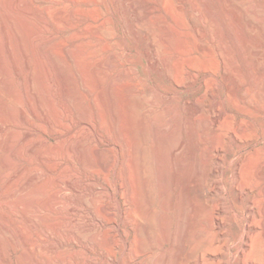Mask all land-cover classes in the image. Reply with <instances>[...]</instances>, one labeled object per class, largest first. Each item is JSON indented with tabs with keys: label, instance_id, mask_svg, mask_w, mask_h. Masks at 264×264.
Returning a JSON list of instances; mask_svg holds the SVG:
<instances>
[{
	"label": "rangeland",
	"instance_id": "1",
	"mask_svg": "<svg viewBox=\"0 0 264 264\" xmlns=\"http://www.w3.org/2000/svg\"><path fill=\"white\" fill-rule=\"evenodd\" d=\"M0 3V264L35 263L23 253L16 233L29 225L17 210L32 200L50 230L42 243L63 242L50 252L42 249L43 264H152V258L171 245L163 235L154 237L153 216L176 217L181 185L192 175L190 196L201 197L208 210L221 207L223 226L207 246L214 255L187 257V264H241V259L264 264V0ZM3 22L7 30L14 25L21 29L28 44L20 48L19 35L11 34L16 62L4 48ZM33 36L40 39L39 49L30 41ZM78 41L87 46L75 52ZM79 52L85 62L82 73L74 57ZM33 68L45 80L42 105L27 83ZM88 86L91 93L86 95ZM111 94L116 103L110 101ZM125 104L136 111L133 122H142L135 124L142 134L141 165L147 163V152L157 148L149 129L162 133L180 123L184 146L171 154L175 156L168 166L174 210L163 204L160 193L147 190V171L133 173V151L126 137L134 134L129 125L133 119ZM82 118L88 124H80ZM30 130L32 136L23 140ZM17 134L22 137L17 139ZM217 142L220 158L211 151ZM34 143L40 155L28 151ZM8 144L24 152L23 157L10 156L11 166L3 163ZM32 175L43 187L31 199H20L18 191L35 183L29 179ZM240 182L251 189L243 199L237 195ZM69 206L76 209L71 212ZM203 221L208 225L206 218ZM37 223L33 225L39 229Z\"/></svg>",
	"mask_w": 264,
	"mask_h": 264
},
{
	"label": "bare ground",
	"instance_id": "2",
	"mask_svg": "<svg viewBox=\"0 0 264 264\" xmlns=\"http://www.w3.org/2000/svg\"><path fill=\"white\" fill-rule=\"evenodd\" d=\"M2 2V1H1ZM14 2V1H12ZM1 4V3H0ZM3 4V3H2ZM7 4V3H6ZM4 4V5H6ZM13 4V3H10V5ZM7 19L6 21H11V17L9 15V13H7L6 15ZM57 17V16H56ZM3 25V28L5 30H7V22H3L2 23ZM9 25V24H8ZM23 31H21V29H19L16 25L12 26L10 30H7L6 31V34H5V38H4V48H6V50L10 53L11 57L13 58V60H15L16 56H15V53H14V47L12 45V39H11V34L13 33L14 36L15 35H19L18 36V40L21 45L20 48L24 49L25 48V39H24V34H22ZM24 33V32H23ZM12 35V37H14ZM16 36V37H17ZM26 38V37H25ZM38 37L36 36H33L32 39L30 41H32L33 45H36L37 48L39 49L40 48V45L39 44V41L37 39ZM17 39V38H16ZM27 40V39H26ZM54 44V43H53ZM88 44V43H87ZM28 45V44H27ZM27 45H26V48H27ZM57 45V43L55 44ZM24 46V48L22 47ZM36 46L35 49H36ZM54 46V45H53ZM53 46L52 49L53 52L55 50V48L53 49ZM86 44L85 42L82 43L78 41V44H76V51L75 49L73 51L77 52V51H81V50H84L86 48ZM25 48V49H26ZM21 49V50H22ZM26 51V50H25ZM24 51V52H25ZM56 51V50H55ZM97 52V50L95 51ZM27 53V51L25 52ZM81 52H79L78 54L75 53L76 56L75 59H76V63H77V66L79 68V70L81 71H84L85 67H84V64L85 62L83 61V56L80 54ZM84 53V52H83ZM94 53V52H93ZM25 56V55H24ZM27 56V55H26ZM51 59V58H50ZM26 66H28L29 68H31V63L29 60L26 59ZM29 61V62H28ZM16 62V60H15ZM41 62V61H40ZM53 62V61H52ZM44 64V62L42 63ZM48 64L46 63V66ZM45 66V65H44ZM46 66L44 68V70H47L46 69ZM86 66V65H85ZM49 68V66H48ZM7 70V69H6ZM30 70V69H29ZM51 70V69H50ZM48 72V70H47ZM46 72V73H47ZM31 74L29 75L28 74V77H27V84L28 87L31 88V94L33 95V97L35 98V100L37 101V103H39L40 105H42L43 101V95H42V91H41V87H42V82L45 81L44 79L42 80L40 78V76L38 75V71L33 68L30 72ZM50 74V78L52 77V72L48 73ZM47 74V75H48ZM49 76V75H48ZM49 78V77H47ZM48 80V79H47ZM5 82H8V81H5ZM4 84H7L5 83ZM10 83V81H9ZM9 83L7 84V86H9ZM113 85V84H112ZM27 87V88H28ZM8 88V87H7ZM10 88V87H9ZM8 88V90H9ZM26 88V90H27ZM28 88V89H30ZM88 91L86 92V95H88V93H91V90L89 88V86L87 87ZM20 91V90H19ZM21 92V91H20ZM18 93V91L16 92V94ZM28 93V92H27ZM102 93V92H101ZM20 95V93H18ZM17 94V95H18ZM22 95H24V93L22 92L21 93ZM101 95V94H100ZM112 95V94H111ZM15 96V95H14ZM21 96V95H20ZM19 96V97H20ZM113 96V97H112ZM111 98H113L112 100L110 101H113L114 100V95H112ZM17 97V96H16ZM22 97V96H21ZM104 97V96H103ZM98 98V97H97ZM100 98V97H99ZM108 99H109V96H108ZM100 100V99H99ZM109 101V100H108ZM116 100H114L115 102ZM114 102H111V106ZM116 103V102H115ZM114 103V104H115ZM113 104V105H114ZM38 105V104H37ZM126 105V104H125ZM44 106V105H43ZM33 107V105H32ZM39 107V105H38ZM113 107V106H112ZM116 107V106H115ZM114 107V108H115ZM125 107V106H124ZM34 108V107H33ZM32 108V109H33ZM127 111V114L130 115V117L132 118V116L136 115V111L134 109V107H132L130 104L126 105V108L124 109ZM116 111V110H115ZM22 112V111H21ZM116 113V112H115ZM126 113V112H125ZM22 116H24V113H21ZM20 114V115H21ZM126 114V115H127ZM127 115V116H128ZM116 117V116H115ZM136 117V116H134ZM132 118L133 120L131 121V124L129 123V125L131 126V129L133 130L134 129V134L131 136H126L124 133L125 131H127V129L130 127L126 122H125V125L127 126V129L124 130V135L127 137L128 141L129 142L128 144H130V147L133 151V156L131 158L130 161H132V165L134 166L133 168L136 170V172H132L133 173H137V174H140V172H142L143 170L146 172L147 171V175L150 177V181H144L142 180L141 178V181H144V182H148L146 185L149 186L147 187L148 189L147 190H153V192H158L162 195V202L165 206H167L168 209H171V210H174L176 204L174 202H172V198H171V192H172V186H173V179L170 180V174H171V169H169V163H170V160L174 159H170V156L173 157L175 155H171L173 154L178 148H180L182 145L184 146V138L182 136V133H181V126H180V123L176 126V124L168 129V128H164V131L162 129V133L161 131L158 133L156 131L155 132H152L151 130L153 129H149L150 131L148 132V134L150 133L149 136L152 135V137H154L157 141L156 144H157V148L155 149V151H150V152H147L148 154V158L146 160V157H145V160L147 161V163L145 164V161H144V165L142 166L141 165V157L140 155H142L143 151H141V149H143V147L141 148V144L140 141H141V136L142 134H140V130L138 128H136V124L135 122L133 121H136L135 118ZM25 118V117H24ZM130 118V119H131ZM156 118V117H155ZM128 119H129V116H128ZM126 119V120H128ZM135 119V120H134ZM138 120H142V119H138ZM137 120V121H138ZM217 120V118L215 119ZM130 121V120H129ZM145 121V120H143ZM149 121V120H148ZM147 120L145 121L146 123L148 122ZM141 122V121H140ZM139 124L141 125L142 122ZM145 123V124H146ZM154 123H156L154 121ZM152 122V125L154 124ZM80 124H83V125H86L88 124V120L86 118H82L80 120ZM136 124V125H135ZM138 124V126H139ZM151 126V122L149 123ZM158 125V124H157ZM155 125V126H157ZM4 126V125H2ZM2 126L1 129H2ZM129 126V127H128ZM154 126V125H153ZM154 126V127H155ZM125 127V126H124ZM143 127V125H142ZM141 127V128H142ZM152 127V126H151ZM144 128V127H143ZM147 128V127H145ZM155 129V128H154ZM153 129V130H154ZM129 130V129H128ZM143 130V129H142ZM148 130V128H147ZM146 130V131H147ZM158 130V129H157ZM130 131V130H129ZM123 132V131H122ZM122 132H120L122 134ZM145 132V131H144ZM142 131V133H144ZM32 133L31 130L28 131V132H25L22 136H23V140L26 139V138H29L32 136ZM146 133V132H145ZM153 133V134H151ZM127 134V133H126ZM147 134V133H146ZM147 134V136H148ZM123 135V137H124ZM144 135V134H143ZM14 136V135H13ZM12 136V137H13ZM16 136V135H15ZM22 136H19V137H22ZM11 137V138H12ZM17 137H18V134H17ZM19 137L17 139H19ZM151 137V138H152ZM14 138V137H13ZM12 140V139H11ZM16 140V138L14 139ZM22 140V142H23ZM125 140V138H124ZM21 142V143H22ZM25 142V141H24ZM9 143V142H8ZM12 143V141H11ZM17 143V142H16ZM14 144V143H13ZM15 145V144H14ZM22 145V144H20ZM18 145V147L20 146ZM8 146V148H7ZM6 146V149L9 150V154L7 155L8 157L5 156L4 160H3V163L5 166H11L14 162V160L11 161V158L10 156H12L13 154V158L14 157H20L22 156L23 157V153H22V150L21 148H18V149H12L16 146H12V144H8ZM27 147V146H26ZM38 144H35L32 145L31 147L28 148V151L29 152H32V153H37L38 155H40V150L41 148L39 149L38 148ZM182 148V147H181ZM180 148V149H181ZM211 151L212 153L217 157V158H220V156L222 155V146L217 142L215 143L212 147H211ZM129 149V150H131ZM179 150V149H178ZM141 151V153H140ZM43 152V151H42ZM45 152V151H44ZM177 152V151H176ZM130 153V152H129ZM145 153V152H144ZM45 154V153H44ZM131 154V153H130ZM175 154V153H174ZM144 155V154H143ZM142 155V156H143ZM43 157V156H41ZM140 157V158H139ZM16 159V158H14ZM20 159V158H19ZM22 159V158H21ZM18 160V159H17ZM177 161V160H176ZM12 163V164H11ZM172 163V161H171ZM170 163V166L172 165ZM129 165V167L131 166V164L127 163ZM177 164V163H176ZM201 164V163H200ZM14 165V164H13ZM127 165V166H128ZM173 165H175V163H173ZM182 166V165H181ZM128 168V167H127ZM173 168V167H172ZM130 169V168H129ZM184 169V168H183ZM174 170V169H173ZM182 170V168H181ZM186 170V169H185ZM216 170H219V168L217 167ZM131 171V169H130ZM170 171V172H169ZM176 171V170H175ZM178 171H179V168H178ZM188 171V170H186ZM185 171V172H186ZM145 172H143L145 174ZM202 172V171H201ZM130 173V172H129ZM176 173V172H175ZM189 173V171L187 172V174ZM128 174V172H127ZM132 174V173H131ZM179 174V173H178ZM186 174V175H187ZM193 174L192 171H190V175ZM197 174V173H195ZM132 175H135V174H132ZM141 175H143L141 173ZM177 175V174H175ZM185 175V174H184ZM189 175V176H190ZM200 175V174H199ZM180 176V174H179ZM136 178V176H134ZM147 177V178H149ZM173 177V176H172ZM188 177V176H187ZM185 177L187 180L186 182H183V185H181V190H180V196H179V201H178V204H177V208H178V213L176 215V217L173 215V214H167V215H163V214H160V213H156L154 214L153 216V220H154V226H155V233L153 234L154 237H157V239H159V235H163V240H165L166 242H169L171 245H170V249L168 252H163V253H158L156 254L153 258H152V264H187V257H197V258H200V259H205V258H211L214 253L216 251H214L213 249L211 250L210 248H207V246H210L212 245L215 241H216V238L213 237V232L215 230H221L222 229V226H223V221L221 219V214H222V208L221 207H215L213 210H208L206 208V206L204 205V201L201 197H197V198H192L190 196V193H189V186L190 184L194 181L195 179V176H191V178H187ZM130 178V177H129ZM145 178H146V175H145ZM175 178V177H174ZM30 181L31 182H34L36 180V177H34L33 175L31 177H29ZM61 179V178H60ZM134 179V178H133ZM137 180H139V178H136ZM135 179V180H136ZM190 179V180H189ZM147 180V179H146ZM189 180V181H188ZM59 182L60 185L62 184H66L65 182H63L62 180H57ZM140 181V183H141ZM138 182V181H136ZM141 183V186L139 184V188L142 187L141 191L144 190L143 186H145V184ZM143 184V186H142ZM43 187L42 183H39L38 181H35V183L28 189L27 188H22L20 191H18V197L21 198H30V196L33 194V193H36V192H40L41 188ZM138 188V186H137ZM237 195L240 199H243L246 195H248L251 191L250 187L247 185V183H244V182H240L239 185L237 186ZM152 190H151V193H152ZM140 192V190H139ZM146 192V191H143V193ZM141 193V192H140ZM141 193L142 195H145ZM150 193V191H149ZM140 194V197L142 198L143 200V196H141ZM147 195V194H146ZM147 198V196H146ZM31 199V198H30ZM144 199H145V196H144ZM142 203V202H141ZM30 205L24 208L26 209H22L20 211L17 210V213L20 215H22L23 217H25L29 223L28 227L26 229H20L17 227L15 228L16 230V233L17 235L19 236L20 238V242L23 246V253L31 256L30 258L35 262L34 264H43V261L41 259L42 256V249L43 250H47L49 249L48 251L50 252V248H54L55 244H59L57 247H59L60 245L63 244V242H61V240H58L60 242H56L55 244H53V246L49 245V243H42L44 237L48 236L49 233H50V230H49V227L46 225V222H45V217L42 213V210L41 208L35 204L33 202V200L31 201V203H29ZM23 207V206H22ZM141 207H143L141 205ZM140 207V208H141ZM74 209H76L75 207L73 206H69L68 210L69 211H74ZM145 209V208H144ZM144 211V210H143ZM206 218V221L208 222V225H203V220ZM39 222L40 223V228L37 229L34 228L36 226H34L33 224L34 223H37ZM37 223V224H39ZM42 224V225H41ZM175 224H176V228H175ZM36 225V224H35ZM203 226L204 229L202 228ZM23 227V226H21ZM24 228V227H23ZM204 230V231H203ZM15 235V234H14ZM11 240V239H10ZM73 240V239H72ZM244 240L245 242L248 241V236L245 235L244 237ZM19 240H17L18 242ZM111 241V240H110ZM126 241V240H125ZM19 243V242H18ZM107 243V242H106ZM109 244V242H108ZM113 244V243H112ZM125 245L123 247H125V250L128 251L130 247V243L128 241H126L124 243ZM3 245V243H2ZM20 245V244H19ZM143 245V244H142ZM7 246V245H6ZM144 246V245H143ZM15 247V246H14ZM56 247V248H57ZM203 247L205 248L204 250ZM1 248L5 249L6 247H3L1 246ZM141 248H143L141 250ZM139 250H141V253L143 252L144 250V247H141ZM2 250V252L4 251L5 253V256L4 257H7V252L6 251L7 249L5 250ZM14 249V248H13ZM55 249V248H54ZM53 249V250H54ZM12 250V249H11ZM52 250V251H53ZM47 251V252H48ZM145 251V250H144ZM44 252V251H43ZM124 252V251H123ZM135 252V251H134ZM139 252V251H138ZM201 252V253H200ZM22 253V254H23ZM45 253V252H44ZM3 254V255H4ZM130 254V253H129ZM135 255H132V259L133 258H136V253H134ZM138 254V253H137ZM140 254V253H139ZM10 255V254H9ZM24 255V254H23ZM44 255V254H43ZM131 257V256H130ZM138 257V256H137ZM65 258V257H64ZM63 258V259H64ZM70 259V258H69ZM9 260V259H8ZM20 260V259H19ZM48 262L52 259H47ZM60 260V259H59ZM54 261V260H52ZM52 261L51 263L49 262V264H52ZM57 261V262H56ZM56 262V263H55ZM55 264H65L64 260L62 261H58V260H55ZM69 262V261H68ZM12 263V261H11ZM44 263H47L45 261V258H44ZM126 263V262H125ZM19 264V263H17ZM85 264H99L98 262H94V261H88L86 262ZM116 264H122L120 262H116ZM241 264H245V261L243 259H241Z\"/></svg>",
	"mask_w": 264,
	"mask_h": 264
}]
</instances>
